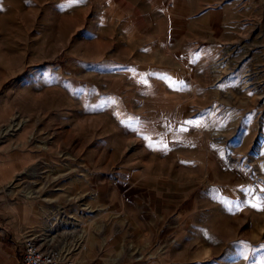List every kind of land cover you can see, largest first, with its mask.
<instances>
[{
  "label": "rangeland",
  "instance_id": "374dc122",
  "mask_svg": "<svg viewBox=\"0 0 264 264\" xmlns=\"http://www.w3.org/2000/svg\"><path fill=\"white\" fill-rule=\"evenodd\" d=\"M6 195L110 264H264V0H0Z\"/></svg>",
  "mask_w": 264,
  "mask_h": 264
},
{
  "label": "crops",
  "instance_id": "0c3cea01",
  "mask_svg": "<svg viewBox=\"0 0 264 264\" xmlns=\"http://www.w3.org/2000/svg\"><path fill=\"white\" fill-rule=\"evenodd\" d=\"M2 199L4 200L0 207V264H18L16 241L23 242L28 230L43 235L50 244L58 246L63 251L61 263L71 260L73 264H110L107 241L102 237L101 226L91 232V222L89 218H85L84 209L77 212L63 210L57 214L58 216H54L42 200L34 201L32 205L27 206L25 201H15L11 205L7 195ZM122 264L158 263L141 262L135 257H129Z\"/></svg>",
  "mask_w": 264,
  "mask_h": 264
},
{
  "label": "built area",
  "instance_id": "2783aa9c",
  "mask_svg": "<svg viewBox=\"0 0 264 264\" xmlns=\"http://www.w3.org/2000/svg\"><path fill=\"white\" fill-rule=\"evenodd\" d=\"M21 252V264H73L71 260L61 263L63 251L33 230L26 231Z\"/></svg>",
  "mask_w": 264,
  "mask_h": 264
}]
</instances>
